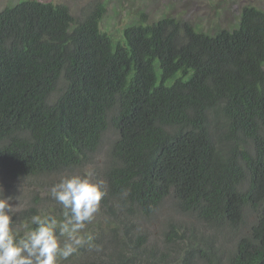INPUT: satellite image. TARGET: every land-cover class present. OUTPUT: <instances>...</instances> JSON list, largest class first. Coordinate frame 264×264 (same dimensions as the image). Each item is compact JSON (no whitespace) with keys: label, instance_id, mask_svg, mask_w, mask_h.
<instances>
[{"label":"trees","instance_id":"trees-1","mask_svg":"<svg viewBox=\"0 0 264 264\" xmlns=\"http://www.w3.org/2000/svg\"><path fill=\"white\" fill-rule=\"evenodd\" d=\"M103 11L0 10V176L40 189L90 162L111 127L109 223L86 227L91 243L59 264H264V11L244 6L212 33L140 13L119 39L100 29ZM167 198L196 225L168 222L158 251L139 220ZM247 211L255 221L240 235ZM37 214H15L16 231Z\"/></svg>","mask_w":264,"mask_h":264},{"label":"rangeland","instance_id":"rangeland-1","mask_svg":"<svg viewBox=\"0 0 264 264\" xmlns=\"http://www.w3.org/2000/svg\"><path fill=\"white\" fill-rule=\"evenodd\" d=\"M19 0H0V10L7 4H15ZM51 2L53 4L65 5L72 16L79 17L90 5L101 3L104 6L103 15L100 21V29L119 39L123 28L134 23L139 14L142 13L148 23L154 22L161 17L167 16L180 22L187 23L197 31L212 33L217 29H232L238 20L240 11L244 6H253L264 11V0H38ZM116 138L113 128L107 129L104 133L99 147L94 153L90 162L85 166L72 172L54 176L44 180L40 189L33 187V184L23 181H11L0 176V194L3 197H11L10 203L14 206L13 221L14 228L21 229L18 216L20 211L29 207L39 210L44 207V213L52 210L57 218H61V206L51 197V187L58 183L61 177L69 174H83L85 171L92 172V179L100 181L103 179L104 170L107 164L108 151L111 143ZM44 189V191H41ZM195 222L188 216L182 215L175 207L172 198L163 201L154 217L149 220H139V228L144 230L148 237V245L155 247L158 251L166 250L162 242V232L168 222ZM255 217L251 211H247L246 226L240 235H247ZM102 215L101 209L95 215L94 220L87 225L92 227L100 224L105 228L108 224ZM196 225V224H195ZM222 236V235H221ZM222 248L225 251L232 249V236L224 235ZM220 244V243H218ZM85 247V245H84ZM87 248V247H85ZM178 247L175 248V250ZM169 257L177 256L169 250ZM71 264V263H69Z\"/></svg>","mask_w":264,"mask_h":264},{"label":"clouds","instance_id":"clouds-1","mask_svg":"<svg viewBox=\"0 0 264 264\" xmlns=\"http://www.w3.org/2000/svg\"><path fill=\"white\" fill-rule=\"evenodd\" d=\"M91 177L90 170L61 177L50 190L61 206V218L33 215L24 225L23 235L13 226L11 197L0 194V264H59L85 243H91L93 237L85 229L106 194L104 182Z\"/></svg>","mask_w":264,"mask_h":264}]
</instances>
